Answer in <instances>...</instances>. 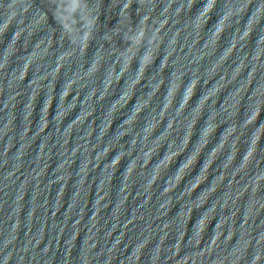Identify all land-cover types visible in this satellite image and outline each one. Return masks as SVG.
Returning <instances> with one entry per match:
<instances>
[{"label": "water", "instance_id": "1", "mask_svg": "<svg viewBox=\"0 0 264 264\" xmlns=\"http://www.w3.org/2000/svg\"><path fill=\"white\" fill-rule=\"evenodd\" d=\"M0 264H264V0H0Z\"/></svg>", "mask_w": 264, "mask_h": 264}]
</instances>
